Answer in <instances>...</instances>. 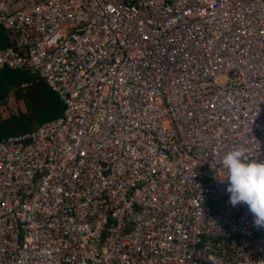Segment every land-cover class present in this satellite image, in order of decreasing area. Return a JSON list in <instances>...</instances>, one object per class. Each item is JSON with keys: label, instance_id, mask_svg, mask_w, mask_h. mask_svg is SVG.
<instances>
[{"label": "built area", "instance_id": "obj_1", "mask_svg": "<svg viewBox=\"0 0 264 264\" xmlns=\"http://www.w3.org/2000/svg\"><path fill=\"white\" fill-rule=\"evenodd\" d=\"M63 115L0 141V264H264L223 157L264 162V0H0V73Z\"/></svg>", "mask_w": 264, "mask_h": 264}, {"label": "trees", "instance_id": "obj_2", "mask_svg": "<svg viewBox=\"0 0 264 264\" xmlns=\"http://www.w3.org/2000/svg\"><path fill=\"white\" fill-rule=\"evenodd\" d=\"M11 98L23 110L5 118L0 116V141L31 133L64 112L59 96L32 70L6 69L0 73V107Z\"/></svg>", "mask_w": 264, "mask_h": 264}, {"label": "clouds", "instance_id": "obj_3", "mask_svg": "<svg viewBox=\"0 0 264 264\" xmlns=\"http://www.w3.org/2000/svg\"><path fill=\"white\" fill-rule=\"evenodd\" d=\"M229 182L226 191L230 193L233 206L245 204L253 217V226L264 229V162L249 160L243 149L235 148L222 159Z\"/></svg>", "mask_w": 264, "mask_h": 264}, {"label": "rangeland", "instance_id": "obj_4", "mask_svg": "<svg viewBox=\"0 0 264 264\" xmlns=\"http://www.w3.org/2000/svg\"><path fill=\"white\" fill-rule=\"evenodd\" d=\"M20 110H23V106L11 98L4 106L0 107V116L5 118L19 113Z\"/></svg>", "mask_w": 264, "mask_h": 264}]
</instances>
